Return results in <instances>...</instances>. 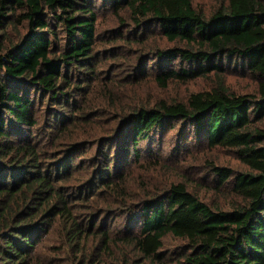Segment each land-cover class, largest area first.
<instances>
[{
    "label": "trees",
    "instance_id": "16d2710c",
    "mask_svg": "<svg viewBox=\"0 0 264 264\" xmlns=\"http://www.w3.org/2000/svg\"><path fill=\"white\" fill-rule=\"evenodd\" d=\"M123 246L264 264V0H0V264L138 261Z\"/></svg>",
    "mask_w": 264,
    "mask_h": 264
},
{
    "label": "rangeland",
    "instance_id": "374dc122",
    "mask_svg": "<svg viewBox=\"0 0 264 264\" xmlns=\"http://www.w3.org/2000/svg\"><path fill=\"white\" fill-rule=\"evenodd\" d=\"M204 3H205V8L209 9L210 2H203V4ZM100 19H101L102 28L103 27H110L113 24V21H114L113 16L109 15L108 12L101 13ZM109 46H110V44H108V43L100 44V47L102 49H105V48H107ZM132 50H135V52H136V50H139V47L137 45H132ZM122 58L126 59V57L124 56L123 53L120 54V55L116 54V57L109 56V57H107L108 60H105L102 63V66L105 67V66L109 65L111 68H115V67H112L111 65L113 63H115L117 60H120ZM116 66H118V65H116ZM213 80H214V78L210 77V78H207V79H199L197 81H192V82H189L187 84H181L178 88L172 89L171 91H168L167 93H164V95L168 96V93H169L171 96H174V97L175 96L176 97H182L184 94L188 93V91H194V90H198V89H202V88L203 89L207 88L211 84V82ZM227 81H228L229 85L231 86V88H233L234 90H237V91L249 90V86L247 85L246 82L237 81V79L235 77H233V76H231L229 78V80H227ZM105 119H106V117L103 116L102 118L98 119L97 121L102 124V122ZM163 146L165 147L164 150H168V148H167L168 145L165 144V142H164ZM215 153L217 155H219L221 163L230 164V165H233V166L235 164H237V162L234 159V157H232V155L230 154V151H228L226 149H216ZM142 159H143V157H142ZM111 220H113V219H111ZM121 221H122L121 218L117 219V222H121ZM179 244H180V241L178 239L169 238L167 240V246L165 248L166 249H169V248L173 249V248H176ZM121 248H122L121 252L118 250V253L120 254V256L122 258L128 259L130 261H132V259H136V258H137V260L140 259V257L138 258V256H139L138 253L136 251H134L131 247L123 246ZM65 256H68V255L67 254L62 255V258L60 259L61 261L57 262V263L67 264V263H65L67 261L64 262V260H66V259H64ZM138 262H140V261L138 260V261H136L133 264H139Z\"/></svg>",
    "mask_w": 264,
    "mask_h": 264
}]
</instances>
